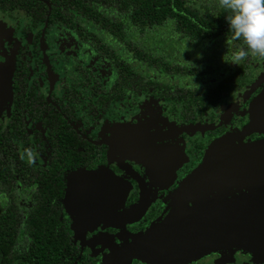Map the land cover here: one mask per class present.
Segmentation results:
<instances>
[{
  "label": "flooded vegetation",
  "instance_id": "flooded-vegetation-1",
  "mask_svg": "<svg viewBox=\"0 0 264 264\" xmlns=\"http://www.w3.org/2000/svg\"><path fill=\"white\" fill-rule=\"evenodd\" d=\"M44 2L50 11L51 3ZM211 2L221 10L217 0H205L208 7ZM15 9L27 18H18ZM224 19L212 30L207 26L201 39L209 59L221 65L220 77L190 84L203 72L152 53L168 68L160 61L153 66L140 58L148 51L136 39L141 55L123 45L127 51L116 48L118 58L112 60L65 23L47 18L35 23L18 5L0 8V62L7 63L11 79L0 130L8 131L25 163H19L20 176L14 166L9 174H15L26 207L34 201L26 183L32 171L47 175L56 187L60 233L75 256L71 264H264V255L225 246L183 263L160 257L150 262L130 248L134 242L144 245L141 237L170 214L174 196L211 141L232 133L245 143L264 141V59L230 63L242 41L226 46L231 30ZM75 24L89 30L88 39L97 33L91 22ZM172 64L187 70L171 71ZM217 82L219 92L212 99L189 92ZM221 170L202 184L205 201L235 210L264 197V166ZM91 174L94 189L82 185L89 184L85 179Z\"/></svg>",
  "mask_w": 264,
  "mask_h": 264
},
{
  "label": "trees",
  "instance_id": "trees-1",
  "mask_svg": "<svg viewBox=\"0 0 264 264\" xmlns=\"http://www.w3.org/2000/svg\"><path fill=\"white\" fill-rule=\"evenodd\" d=\"M45 1L51 3L50 11L44 0H0V8L5 11L18 5L31 13L35 23L46 18L50 23H65L83 41L92 40L97 51L112 60L118 58L116 48L123 45L141 55L144 51L132 38L155 25L170 21L179 36L197 42L205 38L207 26L212 30L223 25L224 16L228 14L223 9L219 11L215 2H211L208 7L201 0ZM83 21L96 26L97 33L92 32L89 39V30H79L83 26L75 24ZM140 58L153 66L160 61L164 69L168 68L159 56L152 53L146 52ZM171 66V71L187 70L183 65ZM192 71H196V68H192ZM220 85L221 82H217L209 88L192 89L189 92H199L202 97L211 94L212 99V96L218 94ZM177 92L179 93V88ZM197 100L200 98L196 96ZM18 152L9 139L8 131L0 130V264H71L75 256L71 253L68 237L60 233L61 224L57 220L59 208L54 203L56 187L47 179V175L32 171L26 183L34 201L31 207L21 203L23 195L20 198L21 189L17 185L15 174H9L12 166L16 168L17 175L22 174L18 170L19 163H25Z\"/></svg>",
  "mask_w": 264,
  "mask_h": 264
},
{
  "label": "water",
  "instance_id": "water-1",
  "mask_svg": "<svg viewBox=\"0 0 264 264\" xmlns=\"http://www.w3.org/2000/svg\"><path fill=\"white\" fill-rule=\"evenodd\" d=\"M7 71V64L0 65V99L3 94L7 99L10 96V71L9 74ZM237 165L264 166V141L245 143L234 133L211 141L202 161L184 179L183 186L174 196L170 214L141 237L144 245L130 244L132 254L150 262L160 257L168 263H183L225 246L263 256L264 197L257 199V203L249 205L248 209L242 205L230 210L224 209L222 204L205 201L200 190L203 183L218 178L223 166ZM229 172L236 171H226ZM89 178L85 179L89 184L82 185L94 189V176ZM157 230H161L159 234H156ZM135 238L137 240V236Z\"/></svg>",
  "mask_w": 264,
  "mask_h": 264
},
{
  "label": "rangeland",
  "instance_id": "rangeland-1",
  "mask_svg": "<svg viewBox=\"0 0 264 264\" xmlns=\"http://www.w3.org/2000/svg\"><path fill=\"white\" fill-rule=\"evenodd\" d=\"M205 2V0H201ZM16 16L20 19H26L23 12L19 9L14 10ZM138 44L144 47V50L160 55L168 62H176L186 65L188 67H196L202 71L200 78H194L190 84L198 83L199 80H203L204 84L214 80L221 74L220 66L217 61L210 60L206 54L207 43L205 40L197 42L188 41L185 38H180L177 31H175L173 23L168 21L161 25H155L148 28L145 33L139 34L136 38ZM122 51H127L126 46H122ZM3 63V64H2ZM222 63H225L222 61ZM7 63L0 62V65H6ZM217 64V65H216ZM97 67L100 64L96 63ZM175 83L180 82L178 78H171ZM170 79V80H171ZM0 99V109H2L7 103V96L5 94ZM93 175V174H91ZM94 176V175H93ZM96 176V175H95ZM206 262L204 261V264Z\"/></svg>",
  "mask_w": 264,
  "mask_h": 264
},
{
  "label": "clouds",
  "instance_id": "clouds-1",
  "mask_svg": "<svg viewBox=\"0 0 264 264\" xmlns=\"http://www.w3.org/2000/svg\"><path fill=\"white\" fill-rule=\"evenodd\" d=\"M226 13L231 36L225 41L236 45L230 63L239 65L249 57L264 59V0H217ZM198 88L199 85L197 84Z\"/></svg>",
  "mask_w": 264,
  "mask_h": 264
}]
</instances>
